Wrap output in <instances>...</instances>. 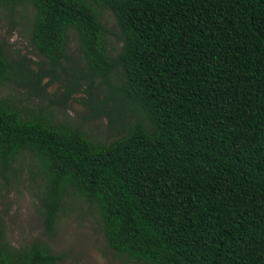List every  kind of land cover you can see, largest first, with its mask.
I'll return each instance as SVG.
<instances>
[{"label":"trees","instance_id":"trees-1","mask_svg":"<svg viewBox=\"0 0 264 264\" xmlns=\"http://www.w3.org/2000/svg\"><path fill=\"white\" fill-rule=\"evenodd\" d=\"M17 1L32 7L29 43L47 72L62 67L75 35L84 65L68 88L100 78L106 92L89 99L90 109L106 107L122 130L95 142L42 107L24 110L0 97V176L15 156L34 159L46 231L76 196L95 209L106 246L134 262L264 264V0H0V7ZM102 11L118 29L114 56ZM40 78L0 42V85L37 91ZM1 226L0 264L59 261L40 242L7 249Z\"/></svg>","mask_w":264,"mask_h":264},{"label":"rangeland","instance_id":"rangeland-1","mask_svg":"<svg viewBox=\"0 0 264 264\" xmlns=\"http://www.w3.org/2000/svg\"><path fill=\"white\" fill-rule=\"evenodd\" d=\"M32 14V7L26 1H17L9 10L0 7V42L8 58L21 62L30 73L41 77L40 89L8 82L0 85V97L24 110L42 107L50 113L53 122L75 125L95 142L107 143L120 136L122 130L108 119L106 107L97 113L90 109L89 99L101 100L106 92L100 78H92L91 83L77 78L78 87L68 88L73 75L81 72L84 65L75 35L70 32L68 36L62 67L47 72L48 65L29 43ZM100 18L108 30L106 51L114 56L121 46L118 29L108 11H102ZM111 81L117 82L115 78ZM130 110L123 109L127 118L132 113ZM43 187L38 165L28 154L15 156L6 179L0 176L1 241L7 249L17 250L40 242L60 255L55 264H140L114 254L106 246L95 209L76 196L65 199L52 231L47 232L40 205Z\"/></svg>","mask_w":264,"mask_h":264}]
</instances>
